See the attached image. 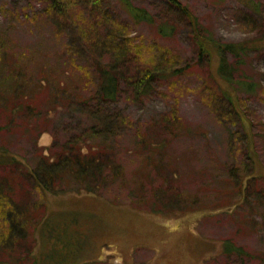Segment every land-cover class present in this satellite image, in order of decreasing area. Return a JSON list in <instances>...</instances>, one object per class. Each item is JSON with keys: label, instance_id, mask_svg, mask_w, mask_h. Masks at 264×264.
Wrapping results in <instances>:
<instances>
[{"label": "rangeland", "instance_id": "rangeland-1", "mask_svg": "<svg viewBox=\"0 0 264 264\" xmlns=\"http://www.w3.org/2000/svg\"><path fill=\"white\" fill-rule=\"evenodd\" d=\"M179 1L217 40L247 46L236 78L254 81L261 89L240 91L246 123L239 114L227 115L221 106L207 101L205 85L213 82L209 69L198 64L191 30L179 16L168 15L165 0H132L156 18L152 25L135 24L119 0H104L108 14L129 27L136 43L168 48L192 64L195 72L178 80H160L151 95L134 101L125 75L132 77L141 64L130 58L119 73L117 100L105 105V113L122 114L129 123L99 155L122 165L126 180L145 177L148 201L134 203L131 186L109 169L103 179L89 181L97 195L67 192L63 181L58 195L32 191L20 168L0 169V174L15 180V199L21 208L45 202V207L31 210L38 222L30 230L32 237L19 242L15 252L0 254V264H264V0ZM0 8L4 9L0 34L13 41L9 54L23 60L9 55L0 62V71L14 76L8 77L3 91L10 103L0 107L6 125L0 145L27 166H35L43 155L58 158L70 141L82 139L84 153L88 146L99 145L85 134L92 122L84 101L95 87L84 91L74 77L67 86L79 89L85 100L69 88L53 100L64 71L70 75L77 66L97 65V48L85 44L71 52L68 46L76 43V34L59 24L71 22L47 15L39 0H0ZM82 9L78 5L72 16ZM92 16L85 15L88 20L97 18L96 13ZM165 20L177 24L167 37L157 27ZM105 58L110 60L109 55ZM228 59L232 64L237 61L231 54ZM15 73H22L26 82ZM20 101L23 108L10 112ZM173 108L178 110L181 133L166 129V116ZM150 156L160 165L151 169L150 176L149 170L143 175L146 170L140 163ZM239 177L244 192L250 188L249 197L236 198ZM250 181L253 185L248 187ZM181 197L200 201L187 208V202L177 201ZM226 241L242 253L224 252Z\"/></svg>", "mask_w": 264, "mask_h": 264}, {"label": "trees", "instance_id": "trees-1", "mask_svg": "<svg viewBox=\"0 0 264 264\" xmlns=\"http://www.w3.org/2000/svg\"><path fill=\"white\" fill-rule=\"evenodd\" d=\"M39 1L46 5V14L50 17L57 19V21L60 18L63 22H71L70 25L59 23L64 27L68 26V30L73 32V36L76 34V43L68 46V48H71V52L82 48L85 44L97 48L99 57L97 65L94 68L77 66L70 75L64 71L63 81H60L55 88L53 100L55 101L58 97L66 94L69 88L67 85L73 82L74 77H77L78 81H80V87L85 86L84 91L88 87H95V90L88 97H85L86 100L79 89H69L72 95L76 94L79 98L84 99V104L90 108H87V111L92 124L85 134L86 138H91L90 140L93 143L97 141L99 145L88 146L87 152L84 153L80 145L82 139L70 141L63 147L62 154L58 155V158H48V156L43 155L35 166H27L22 159L0 145V169L7 171L20 168V176L27 177L28 182L33 185L32 191L38 189L53 195L60 194L58 189L61 181L66 185L67 192L77 194L85 192L97 195L95 189L89 185V181L93 178L103 179L106 169H109L116 178L120 179L122 184L131 186V197L134 203L138 205L146 204L148 201L146 198V178L142 177V180H140L137 175H133L132 182L131 180H126L125 168L122 165L117 164L110 158L101 159L99 155L104 147L110 146L111 139L117 136L120 127L129 123L122 114L105 113V105L117 100L120 94L119 73L122 72L121 67L130 58H134L141 64L132 77H126L125 75V80L132 88L131 99L134 101H142L151 95L160 80H178L184 76L195 74L192 70V64H189L179 54L168 48H160L158 50L157 44L148 45L141 41L136 43L129 27L108 14L103 5L104 0ZM119 2L135 24L147 23L152 25L157 22L149 11L135 5L132 0H119ZM78 5L84 7V9L72 16L74 9L77 10ZM165 6L167 7L168 15L179 16L182 22L184 21L189 27L191 30V44L195 49L198 64L205 65L209 69V82L212 80L213 82L208 86L205 85L208 90L207 101L214 107L221 106L224 113H228L227 115L234 116L231 114L234 113L239 114L241 118L242 116L245 117V104L240 99V91L251 93L261 89L260 85L246 79L245 77L247 76H241L245 79L236 78L242 56L248 51L247 46L241 43H225L217 40L199 22V19L190 8L179 0H165ZM3 10V8H0V15L1 13L3 14ZM94 13H96L97 18L93 20H88L85 17V15H89L94 18L92 16ZM59 24L58 27H61ZM157 27L159 33L167 37L174 32L177 24L172 20H165L158 23ZM7 39L4 34H0V62L2 57L7 58L9 55L20 61L19 56L9 54L8 49L11 48L10 45L14 44L12 40L10 43ZM73 39L75 40V38ZM228 54L237 58L236 64L230 63ZM106 55L110 56L109 61L106 60ZM21 56L23 57L24 54H21ZM10 76L14 78L12 73L5 75L0 71V107H2L3 102H9L7 96L4 98L5 93L3 91ZM15 76L17 79L26 82V78L22 73H15ZM204 84H206L205 80ZM63 86L64 89L62 88ZM23 103L21 101L19 103L14 102L10 112L20 111L23 108ZM94 104L96 105L95 108ZM6 107L5 105L4 108ZM167 116L165 121L166 129H172L173 134L181 133L182 123L178 110L173 108L169 117ZM244 117L242 121L246 123ZM5 128L6 125L2 124L0 118V134ZM153 160L154 158L150 156L141 161L140 164L141 166L143 165V170H146L143 175H147V170H149L150 176L151 169L159 167L160 163H153ZM230 176H235V174L231 172ZM242 179L243 177H239L237 181V199L243 196L249 197L246 191H249L250 188L249 190L247 188L244 192L243 184L240 181ZM252 185L250 181L248 187ZM16 192L17 185L15 180L12 181L7 175L0 174V254L2 255L15 252V246L20 244L19 242H25L32 237L38 222L33 220L31 210L39 209L41 206L45 207L44 200L40 202L38 200L34 206L27 207L26 205L25 208H21L15 199ZM63 193H66V191L61 192V194ZM177 201L187 202V205L188 203L190 205L196 203L197 205L200 197H181ZM158 203H161V201H158ZM31 229L34 230L30 233ZM224 252L242 253V250L234 246L230 241H226Z\"/></svg>", "mask_w": 264, "mask_h": 264}]
</instances>
